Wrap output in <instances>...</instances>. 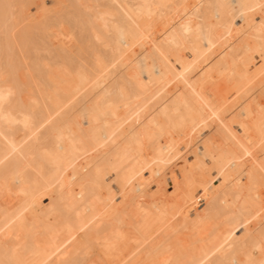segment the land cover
Here are the masks:
<instances>
[{"label": "bare ground", "instance_id": "1", "mask_svg": "<svg viewBox=\"0 0 264 264\" xmlns=\"http://www.w3.org/2000/svg\"><path fill=\"white\" fill-rule=\"evenodd\" d=\"M262 22L264 0H0V264H259Z\"/></svg>", "mask_w": 264, "mask_h": 264}, {"label": "rangeland", "instance_id": "2", "mask_svg": "<svg viewBox=\"0 0 264 264\" xmlns=\"http://www.w3.org/2000/svg\"><path fill=\"white\" fill-rule=\"evenodd\" d=\"M48 5L49 6H51L52 8H60V12H53L52 11V13L53 14H51V18H52V21H51V23L52 24H54V26H56L55 28H56V30L58 29H61L60 28V26L59 25H57V23H61L62 22V20L69 14V9L67 10V11H69L68 13L65 11H62V9H61V7H56L57 6V4H56V2H52V1H50V2H48ZM69 16H71V15H69ZM66 19H68V17H66L65 18V20ZM68 26V25H67ZM65 27H66V25H65ZM68 27H69V29H68ZM66 29V31L64 30V28H63V31L62 30H60V31H58V34H59V37L58 38H55V40H54V43H63V44H68V42H70L71 40H72V34H74V36H73V38L76 36V30L75 29H73L72 28V25L71 26H68ZM72 29H71V28ZM73 30V31H72ZM61 31H62V33H61ZM74 32V33H73ZM77 34H78V32H77ZM71 38H70V37ZM67 38L70 40V41H67ZM67 41V42H66ZM65 42V43H64ZM190 158L191 159H193V157L192 156H190ZM154 188H156L155 186L153 187V189Z\"/></svg>", "mask_w": 264, "mask_h": 264}, {"label": "snow or ice", "instance_id": "3", "mask_svg": "<svg viewBox=\"0 0 264 264\" xmlns=\"http://www.w3.org/2000/svg\"><path fill=\"white\" fill-rule=\"evenodd\" d=\"M5 8H8V5L4 6ZM264 23V22H262ZM13 95V90L10 86H6L5 88H0V101H5L8 97ZM262 254H264V248H261ZM249 264H256L255 261H249ZM259 264H264V259H262Z\"/></svg>", "mask_w": 264, "mask_h": 264}]
</instances>
